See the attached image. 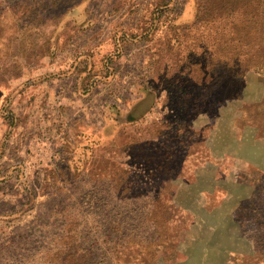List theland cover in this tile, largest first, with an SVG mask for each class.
<instances>
[{
    "label": "rangeland",
    "instance_id": "1",
    "mask_svg": "<svg viewBox=\"0 0 264 264\" xmlns=\"http://www.w3.org/2000/svg\"><path fill=\"white\" fill-rule=\"evenodd\" d=\"M251 15L0 0V264H261L264 72L216 76Z\"/></svg>",
    "mask_w": 264,
    "mask_h": 264
},
{
    "label": "trees",
    "instance_id": "2",
    "mask_svg": "<svg viewBox=\"0 0 264 264\" xmlns=\"http://www.w3.org/2000/svg\"><path fill=\"white\" fill-rule=\"evenodd\" d=\"M253 23H258L257 19H254V15L244 19V17L240 20L239 23H235V31L234 35L231 39H234L233 44L229 47L228 51L226 49L227 45H223L225 52L232 53V55L238 60H232L225 63H218L221 67L219 75L216 76H226L230 75L229 77L233 79V85L236 82V78H240L243 74L244 69H246L250 64L258 65L260 71L264 72V25L260 23L259 26L262 27L259 31L257 25L255 26ZM259 24V23H258ZM243 57V59H240ZM246 57L247 61H246ZM204 75L208 74V70H212L211 66L207 69L205 65L201 68ZM215 75V74H213ZM205 81H202L204 84ZM231 85V86H233ZM135 115H130L129 117ZM8 118L12 120L11 113L8 115ZM14 121L11 123L10 126L13 125ZM261 260V264H264V252L259 257ZM247 258L245 256H240V262L244 263Z\"/></svg>",
    "mask_w": 264,
    "mask_h": 264
},
{
    "label": "crops",
    "instance_id": "3",
    "mask_svg": "<svg viewBox=\"0 0 264 264\" xmlns=\"http://www.w3.org/2000/svg\"><path fill=\"white\" fill-rule=\"evenodd\" d=\"M6 137H7L6 134L2 133V131H1L0 138H6Z\"/></svg>",
    "mask_w": 264,
    "mask_h": 264
}]
</instances>
